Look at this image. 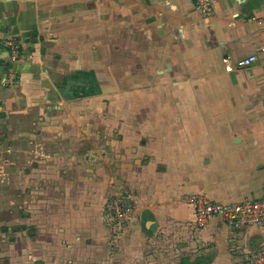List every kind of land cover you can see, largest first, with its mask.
<instances>
[{"label": "crops", "instance_id": "1", "mask_svg": "<svg viewBox=\"0 0 264 264\" xmlns=\"http://www.w3.org/2000/svg\"><path fill=\"white\" fill-rule=\"evenodd\" d=\"M196 2L0 0V144L48 213L0 264H247L264 226H198L188 196L264 197V70L237 65L264 7Z\"/></svg>", "mask_w": 264, "mask_h": 264}, {"label": "built area", "instance_id": "2", "mask_svg": "<svg viewBox=\"0 0 264 264\" xmlns=\"http://www.w3.org/2000/svg\"><path fill=\"white\" fill-rule=\"evenodd\" d=\"M258 1L264 7V0ZM195 5L206 15L212 11L210 0H197ZM5 45L10 49L14 58L21 55L22 52L16 40L7 41ZM258 60L260 61L261 69L264 70V42L258 44L252 53L240 58L237 61V65L246 67ZM225 70L230 72L232 71V67L227 63ZM132 201L133 194L130 192L121 199L113 201L112 211L118 221L128 220L136 216L131 206ZM188 201L195 210L194 221L198 226L203 225L212 216H220L227 224L235 227L245 224L264 226V197L241 203L222 204L212 202L201 194H190ZM247 264H264V237L258 242L256 250L249 258Z\"/></svg>", "mask_w": 264, "mask_h": 264}, {"label": "rangeland", "instance_id": "3", "mask_svg": "<svg viewBox=\"0 0 264 264\" xmlns=\"http://www.w3.org/2000/svg\"><path fill=\"white\" fill-rule=\"evenodd\" d=\"M3 145L0 144V255L3 254V260H12L9 253L17 249L20 240L25 237L28 239L31 234L36 236V224L40 219L43 220L41 214L45 216L48 213L41 212L35 207L38 205L39 195L31 193L28 187L27 189L20 187L24 181L19 178V171L29 166V161L26 163L23 157L14 153V148L8 149ZM133 209L136 213V209L134 207ZM124 221L126 220L122 222ZM17 261L13 260L12 264H16Z\"/></svg>", "mask_w": 264, "mask_h": 264}]
</instances>
